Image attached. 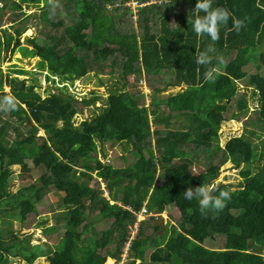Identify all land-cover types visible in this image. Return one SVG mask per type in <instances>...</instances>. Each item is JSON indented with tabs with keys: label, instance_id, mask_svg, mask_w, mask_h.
<instances>
[{
	"label": "trees",
	"instance_id": "trees-1",
	"mask_svg": "<svg viewBox=\"0 0 264 264\" xmlns=\"http://www.w3.org/2000/svg\"><path fill=\"white\" fill-rule=\"evenodd\" d=\"M2 1L0 11L8 3L21 9V2L27 6L41 2ZM70 1L62 11L53 0L50 11L40 7L37 14L19 12L26 20H39L37 31L49 26L52 32L25 37L26 44L19 41L25 23L15 27V17H11L9 27L0 24V62L8 49L10 53L17 50L22 58L37 57L35 72L45 71L47 81L61 84L54 87L55 92L48 87L41 97L37 78L28 83L19 77L29 70L11 65L3 73L0 67V99L16 98L13 110L0 108V264L16 257L26 264L38 257H44L47 264H104L106 257L117 262L129 225L143 206L147 212L170 210L176 223L165 222L157 234L160 228L153 225L155 216L149 215L151 232L146 234V219L139 221L123 264H264V138L259 140L260 154L252 151L248 156L213 146L236 94L237 81L242 79L247 54L254 51H258L261 69L250 74L246 84L257 105L254 117L244 123L256 126L264 135V0H214L213 7H223L231 14L215 42L192 30L195 0ZM132 1L140 4L132 7L137 30L124 21L133 17L127 5ZM42 2L47 5V0ZM179 2L187 10L174 12ZM233 20L243 21L239 32L234 30ZM209 44L216 50L212 61L197 64L196 54ZM208 69L214 70V82L204 79ZM92 70L97 84L103 83L98 74L118 73L104 98L91 91L89 97L78 99L67 91V83ZM141 73L151 88L147 104L126 88L130 75L136 79ZM174 87H178L175 92L156 96ZM98 100L99 111L74 124L73 115ZM246 112L244 108L238 114L245 116ZM177 116L185 117L187 123L171 129ZM38 130L43 135H36ZM10 132L15 136L9 140ZM97 143L100 148L107 143L129 145L134 161L119 167L105 163L95 169L91 154L97 153ZM226 162L238 170L240 180L235 187L214 182ZM31 163L41 170L37 182L12 192L10 167L27 170ZM99 180L108 198L96 204L93 201L101 193ZM198 186L228 190L231 199L219 212L201 215L196 200L183 199L187 188ZM51 191L61 195L63 228L56 224L42 227V235L55 232L56 241L32 244L30 234L18 236L6 219L18 220L27 228L35 203ZM84 211L109 218L108 227L96 229L86 221L76 224L75 217ZM216 235L222 248L211 247ZM148 246L152 249L145 258Z\"/></svg>",
	"mask_w": 264,
	"mask_h": 264
},
{
	"label": "rangeland",
	"instance_id": "rangeland-1",
	"mask_svg": "<svg viewBox=\"0 0 264 264\" xmlns=\"http://www.w3.org/2000/svg\"><path fill=\"white\" fill-rule=\"evenodd\" d=\"M17 1V0H14ZM53 0H47V5L42 2H39L38 6H27L26 3L21 2L20 6L21 9H18L15 7L12 3H8L6 8L4 10L0 11V24L1 27L7 28L10 26L9 18L15 17V27L20 26L21 24H26V29L19 35V41L22 44L25 43V37H41L43 35H46V33H51L49 26L41 27V31H37V19H30L26 20V18L23 16H20L21 11H24L25 14H28L30 12H34L35 14L38 13V10L40 7H43V9H46L50 11L52 9L53 5H49L52 3ZM54 2L57 3V10L62 11L61 9H64L65 6L71 2L70 0H54ZM44 5V6H43ZM3 6V1L0 2V7ZM187 10L186 5L183 2H179L177 7H175L174 12H180ZM135 8L130 9V13L132 14L131 19L124 18V21H126L125 24L132 25L136 30L138 28L137 22H136V16L134 15ZM15 14L16 16H14ZM23 21L20 23V21ZM26 20V21H25ZM55 34H58L60 32L59 29L53 30ZM62 31V30H61ZM10 33V32H9ZM54 34V35H55ZM50 35V34H49ZM14 37V35H12ZM11 43H13V38ZM3 59L0 62V67L3 73L7 71V68L11 65H16L19 68L29 70L30 73L19 76L20 78H26L28 79V83H30L32 78H37L38 83L40 84V88H37V91L39 92L41 97H44L46 95V89L49 87L50 92H55L56 89L55 86H61V84L52 83L50 81H47L44 77L45 71L41 72H35L37 57L32 58H22L17 50L10 53V50L3 52ZM247 64L243 66L242 69V79L237 81V91L235 96L233 97L231 104L228 106L227 110V116L226 120L221 124L219 130H218V136L214 140V147L222 148L226 151H239L243 153L245 156H248L252 151H256L260 154L261 151V139L264 138V135L259 132V129H257L256 126L245 124V119H250L254 117V109L257 105L256 99L254 94L252 93L251 86H248L246 84V80L250 74H253L258 69H261L259 60H258V51L249 52L247 54ZM118 73L115 71L113 75H107V74H98V77L103 81L102 84H97L98 79L93 74V70L85 74L84 76L75 79L72 81V83H67V91L71 93L74 97L80 98L82 96L89 97L91 91H95L98 95H100L101 98H104L108 94V87L115 83L117 81ZM121 82H118V85ZM126 88L129 89L132 93L136 94L137 96L142 97V100L145 104L149 103L150 100V86L147 83V78L145 77L144 73H141L139 76L135 78L131 77L129 82L126 85ZM4 91H9V87L7 85H3ZM178 89V87L169 88L161 93L156 94L157 97H163L166 94L173 93ZM244 102V103H243ZM100 101L98 100L93 105H90L88 107H82L81 110H79L77 113H75L72 117L74 124H79L80 121L83 119H89L95 112L99 111V108L97 106L100 105ZM78 104V108H79ZM244 108H247V112L245 113V116H242L238 114L239 112L243 111ZM80 109V108H79ZM4 117V114H2ZM233 115L239 117L233 118ZM187 123V120L185 117L177 116L172 119L170 128L171 129H178ZM33 126V125H32ZM152 127V126H151ZM253 131V134L251 135L248 133V131ZM21 131L25 133L24 128H21ZM164 131V130H163ZM36 135H43V132L41 130H38L36 132ZM14 133L10 132L9 134V140L14 137ZM152 141V140H151ZM98 150L97 153L91 154V162L94 164L95 169H99L103 164L109 163L113 166H122L124 163L129 164L132 161H134V157L132 154L128 153V150L130 146L128 145H122V144H116V143H107L104 144L103 147L100 148V144L97 143ZM102 151V152H101ZM104 153V155H103ZM264 158V157H263ZM262 160V159H261ZM264 160V159H263ZM198 168V167H197ZM11 169V176H10V185L9 189L14 192L19 187L23 185H27L32 182H37L38 177L41 173V170H39L38 167L33 166V164H30V168L25 170L22 169L19 165H12L10 167ZM159 178V177H158ZM95 180H92L90 182V185H93L95 183ZM240 180L238 170L231 168L230 163L226 162L219 168V173L217 178L214 182L217 181H223L224 183H230L233 185L232 187H235ZM99 185L101 187V193L96 197V199L93 201L94 203L98 204L102 201H106V197L108 196V192L104 186V183L99 180ZM210 188V187H209ZM120 191V189H117V192ZM108 198V197H107ZM109 203H111L109 201ZM31 210V209H30ZM162 221H168L169 223H176L173 214L170 210H165L162 213ZM63 207L61 206V195L51 191L46 193L39 201L35 203V211L28 215V219L31 222V225L27 228L21 227L18 220L15 219H6L10 221V228L14 231L15 234L18 233V236H22L23 234H30V242L32 244L37 243L38 241H47L50 244L54 243L56 241V235L55 232H52L49 235H42L41 229L45 226H50L53 224H56L59 228H63L64 220H63ZM56 218H60L59 221H55ZM45 219L46 221L41 224L40 226H37L36 223L41 220ZM76 224H81L83 222H90L92 224V227L96 229H106L110 223L109 218H102L99 217L97 211L89 212L84 211L82 214L77 215L75 217ZM145 222L147 223V226L145 225V229H143L144 233L148 234L151 232L150 226H149V220L147 217H145ZM1 224V221H0ZM162 232V231H161ZM161 232H158L157 234H160ZM216 239L213 241L212 246L213 248H222V240L220 236L216 235ZM194 243L190 241L189 246H193ZM152 246H148V249L146 250L145 258L147 257L148 253L151 251ZM113 259L107 258L104 261V264H112ZM138 263V261H136ZM8 264H26L22 259L16 257V258H9ZM32 264H47V261L44 257H38L36 258Z\"/></svg>",
	"mask_w": 264,
	"mask_h": 264
},
{
	"label": "clouds",
	"instance_id": "clouds-1",
	"mask_svg": "<svg viewBox=\"0 0 264 264\" xmlns=\"http://www.w3.org/2000/svg\"><path fill=\"white\" fill-rule=\"evenodd\" d=\"M213 3L214 0H195V5L191 10V14L193 32L197 35L207 36L211 41L215 42L218 39L219 29L228 23L231 14L227 9L223 7H213ZM232 26L235 31L239 32L241 27H243V21L233 20ZM215 51L216 50L213 44H209L204 50L199 51L196 54L195 62L199 65H208L212 61ZM204 79L209 82H214L216 79L214 70H206L204 73ZM15 106L16 98L12 95H8L0 99V108H3V110L5 111L13 110ZM183 199L188 201L196 200L198 203L200 214L207 215L210 212H219L220 210H222L225 207L226 203L231 199V194L228 190L217 191L215 188L198 186L195 188H187L183 192ZM142 208L146 209V207L144 206ZM149 215H154L155 220L158 217V213L147 212L146 209V213L141 215L139 221L145 219V217H148ZM155 220L153 223H155ZM135 237L133 239H135ZM126 238L124 239V241L126 240ZM129 251L127 257L129 256ZM127 257L122 260L120 255V260H118L117 262H115V259L111 257L109 258L113 259L112 264H123L128 260ZM105 259H107V257Z\"/></svg>",
	"mask_w": 264,
	"mask_h": 264
},
{
	"label": "built area",
	"instance_id": "built-area-1",
	"mask_svg": "<svg viewBox=\"0 0 264 264\" xmlns=\"http://www.w3.org/2000/svg\"><path fill=\"white\" fill-rule=\"evenodd\" d=\"M127 5H130V7L140 6V4H136V2L132 1L131 3H127ZM146 213V209L142 208L136 215V221L132 223V225L129 226L128 236L126 240L124 241L122 252H121V259L124 260L127 257L131 240L135 237L137 230H138V222L141 218L142 214Z\"/></svg>",
	"mask_w": 264,
	"mask_h": 264
},
{
	"label": "water",
	"instance_id": "water-1",
	"mask_svg": "<svg viewBox=\"0 0 264 264\" xmlns=\"http://www.w3.org/2000/svg\"><path fill=\"white\" fill-rule=\"evenodd\" d=\"M154 225H158L160 229L164 228L163 221H162V215H158V217L155 220Z\"/></svg>",
	"mask_w": 264,
	"mask_h": 264
},
{
	"label": "crops",
	"instance_id": "crops-1",
	"mask_svg": "<svg viewBox=\"0 0 264 264\" xmlns=\"http://www.w3.org/2000/svg\"><path fill=\"white\" fill-rule=\"evenodd\" d=\"M163 211H165V210H163ZM163 211H161L160 213H158V215H162L161 213L163 212ZM166 221H163V224L165 223ZM153 225H154V223H153ZM163 229H160L159 230V232H161ZM148 256V255H147ZM107 258H109V257H107Z\"/></svg>",
	"mask_w": 264,
	"mask_h": 264
}]
</instances>
